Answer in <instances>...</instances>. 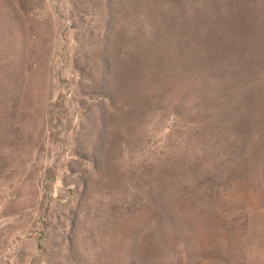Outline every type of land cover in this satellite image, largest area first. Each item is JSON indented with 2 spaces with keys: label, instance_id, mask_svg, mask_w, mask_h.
<instances>
[{
  "label": "rangeland",
  "instance_id": "obj_1",
  "mask_svg": "<svg viewBox=\"0 0 264 264\" xmlns=\"http://www.w3.org/2000/svg\"><path fill=\"white\" fill-rule=\"evenodd\" d=\"M0 264H264V0H0Z\"/></svg>",
  "mask_w": 264,
  "mask_h": 264
}]
</instances>
